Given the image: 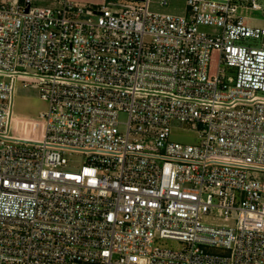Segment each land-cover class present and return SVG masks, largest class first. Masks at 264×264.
<instances>
[{
  "label": "built area",
  "instance_id": "2783aa9c",
  "mask_svg": "<svg viewBox=\"0 0 264 264\" xmlns=\"http://www.w3.org/2000/svg\"><path fill=\"white\" fill-rule=\"evenodd\" d=\"M169 2L0 0V264H264V23L240 10L262 6Z\"/></svg>",
  "mask_w": 264,
  "mask_h": 264
},
{
  "label": "rangeland",
  "instance_id": "374dc122",
  "mask_svg": "<svg viewBox=\"0 0 264 264\" xmlns=\"http://www.w3.org/2000/svg\"><path fill=\"white\" fill-rule=\"evenodd\" d=\"M86 5H95L99 3H103L104 0H79ZM249 1V0H248ZM258 3L261 4V10H254L252 8H241L242 14H244L250 23L261 25L264 23V0H257ZM151 9L154 11L160 12H174L183 14L186 10V2L185 0H170L168 5L162 6L156 3H153ZM96 19V16L93 17ZM201 29L207 33L215 34L218 30L212 26H201ZM251 44H260L255 39H251L250 41H246ZM219 68V51L214 50L211 54V61L209 65V76H214L217 74ZM48 108V102L41 98L38 90L35 87L27 86L23 82H18L17 89L14 96L13 109L14 112L18 115H25L28 117L39 116L42 112H44ZM120 119L125 121L127 119V115L122 113L120 115ZM172 131L170 135L171 141L182 142L185 144H196L199 142V137L197 130L191 125L186 123H181L179 121H173L172 123ZM64 155L68 158L69 167L71 169H79L86 159L84 152L74 151V150H66ZM264 175V173H263ZM214 221L219 222H228L226 220H218ZM163 245L178 249L182 247V244L173 240H163Z\"/></svg>",
  "mask_w": 264,
  "mask_h": 264
},
{
  "label": "crops",
  "instance_id": "0c3cea01",
  "mask_svg": "<svg viewBox=\"0 0 264 264\" xmlns=\"http://www.w3.org/2000/svg\"><path fill=\"white\" fill-rule=\"evenodd\" d=\"M186 11V10H185ZM172 13H174V12H172ZM181 14V13H180ZM17 114V113H16ZM18 115V114H17ZM19 116H21V115H19ZM24 117H25V115H23ZM27 118H31V117H28V116H26ZM38 116H35V118H37Z\"/></svg>",
  "mask_w": 264,
  "mask_h": 264
}]
</instances>
